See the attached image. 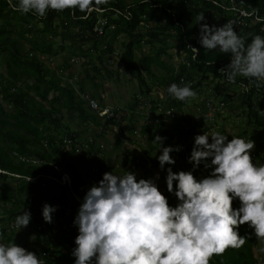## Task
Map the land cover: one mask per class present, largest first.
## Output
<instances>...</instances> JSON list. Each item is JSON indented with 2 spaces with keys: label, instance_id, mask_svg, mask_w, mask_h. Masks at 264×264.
I'll return each instance as SVG.
<instances>
[{
  "label": "trees",
  "instance_id": "trees-1",
  "mask_svg": "<svg viewBox=\"0 0 264 264\" xmlns=\"http://www.w3.org/2000/svg\"><path fill=\"white\" fill-rule=\"evenodd\" d=\"M125 2L108 0V3L98 6L99 9H113L105 16L114 26L104 37H99L93 33L98 20L96 13L81 19L84 13L79 10L73 16L72 10L58 12L50 9L46 18H39L31 12L21 14L13 11L8 0H0V67L5 69V74L0 73V170L4 172L0 173V182L6 183L0 186V243L14 242L36 253L43 264H74L72 252L76 246L72 239L78 235V227L73 221L87 190L98 184L109 170L100 158L96 163V171L90 172L94 161L79 157L78 149L88 145L96 156L101 153L93 148V141H83L80 132L69 129L63 112L86 127L108 130L109 127H120V124L112 120L101 122L95 117L86 101L76 96V88L85 94L81 84L77 82L76 88L71 83L62 84L55 73L46 67L45 62L37 58L38 55L52 61L60 53L67 52L73 56L71 58L84 59L91 50L98 53L100 65L103 58L107 56L109 59L114 51V41L123 35L125 40L121 42L119 61L126 71L134 74L138 92L150 108L149 116L154 117L145 115L142 118L143 114H140V132L146 134L148 141H153L159 135L165 138V147L188 145L189 139L194 144L196 135L209 131L208 128L196 131L197 119L199 122L200 118L186 116L188 111L184 113L183 109L188 108V102L178 101L167 92L172 83L183 86L182 79L191 82L192 89L196 85L212 84L214 96L222 97L219 102L229 109L231 116L235 117L239 112V117L244 119L241 135H251L256 145V156L261 159L262 148L258 140L264 136V87L257 88L254 78L243 76H237L235 83H228L218 70L230 63L231 54H224L219 49L205 50L199 43L201 24L221 27L231 16L220 8L225 0H132L128 9ZM245 2L264 18V0ZM13 3H17V0H13ZM200 13H204L205 20L198 22L197 16ZM151 21H154V25L149 24ZM262 27L264 21L239 35L245 39L246 46L254 36L264 37ZM167 41L176 51L185 55L186 61L179 65L177 73L171 68L168 76L156 77L152 68L164 67L161 56L170 46L166 44ZM22 42L27 44V52ZM86 44L89 49H84ZM155 44H160V47L154 57H138L140 48L154 47ZM192 48L199 49V53H194ZM136 61L139 62L138 67ZM67 68L68 65H62L61 70ZM92 72L100 79L111 75L107 71L102 73L101 67L93 66ZM146 78L154 84H149ZM154 85L164 87L167 95L165 101H153L146 97ZM224 87L240 90L239 107H234L231 100H227L237 95L223 92ZM91 98L97 99L100 104L104 103L103 98L96 93L91 94ZM139 102L135 101L137 104ZM3 104L11 106V110L6 111ZM137 104L129 108L133 109ZM207 104L208 101L203 100L195 105L200 110L199 114L207 113ZM222 110L217 111L215 116ZM166 111L172 112L173 117L165 115ZM128 122H133L132 117ZM122 130L124 132L128 129L122 126ZM66 139L70 140L69 144L64 142ZM13 151L25 158L36 157L42 164L36 166L16 162L11 156ZM157 153L161 154L160 149ZM53 166L60 168L61 172H57ZM210 171L207 169L206 176ZM62 172L69 176L70 188L60 185L53 187L54 182L47 179L52 177L60 180ZM13 174L23 178L17 179ZM26 178L35 180L29 182ZM9 181L15 182L14 189L10 187ZM161 192L168 197L171 206H176V197H170L167 189ZM45 204L57 207L52 220L59 224L56 232H53L51 223L43 219L42 209ZM25 210L31 213L29 225L22 228L21 232L10 230V222ZM39 224L45 227L41 232L36 229ZM238 231L240 236L247 238L245 245L238 250L229 249L222 256H214L210 264H259V257L255 256L253 249L257 240L254 230L243 225ZM261 260V264H264V257Z\"/></svg>",
  "mask_w": 264,
  "mask_h": 264
},
{
  "label": "clouds",
  "instance_id": "clouds-1",
  "mask_svg": "<svg viewBox=\"0 0 264 264\" xmlns=\"http://www.w3.org/2000/svg\"><path fill=\"white\" fill-rule=\"evenodd\" d=\"M106 3L108 0H8L13 11L31 12L39 18H46L51 9L72 10L73 16L79 10L84 13L81 19H87ZM204 20V13L198 14L197 21ZM233 25L231 21L221 27L201 24L199 43L205 50L231 54L230 63L218 70L228 83L243 76L254 78L257 88L264 87V37L256 35L246 46ZM191 50L199 53L197 48ZM181 83L183 86L172 83L167 92L181 102L195 100L197 92L191 84ZM164 139L157 135L153 140L160 146L161 170L176 163L170 154L180 150L163 146ZM255 146L251 138L233 136L229 140L218 131L211 137L196 135L189 162L193 171L201 165L211 171L197 179L193 171L167 168V191L178 201L174 207L155 182L159 173L155 179L139 180L130 171L123 176L104 173L98 184L87 190L73 221L78 227L74 264H210L214 256L245 245L247 238L238 231L245 224L264 242V164L254 163L251 153ZM236 200L238 208L233 206ZM56 210L55 206H43L46 223H52ZM30 221L31 213L25 210L16 217L15 225L21 230ZM0 264L43 261L13 242L0 243Z\"/></svg>",
  "mask_w": 264,
  "mask_h": 264
},
{
  "label": "rangeland",
  "instance_id": "rangeland-1",
  "mask_svg": "<svg viewBox=\"0 0 264 264\" xmlns=\"http://www.w3.org/2000/svg\"><path fill=\"white\" fill-rule=\"evenodd\" d=\"M149 24L154 25V21H151ZM121 38L122 37H118L113 44L114 49L117 51L121 50ZM169 42L167 41L166 44L170 45L171 43ZM22 45L24 46V50L27 52V44L25 42H22ZM159 47L160 44L154 45L155 50H157V48ZM89 48L90 47L87 44L84 46V49ZM149 49V47H144V54L149 53ZM166 49L167 54L170 57H167L166 54L162 57V61L163 63L167 64L168 67H172L176 73L178 72V65L181 63H185V55L176 51L171 45L168 46ZM97 55V52H92L91 50L88 51L87 57H84V64L77 66L70 65L69 62L71 60V57L73 56H70L67 52L60 53L57 57L53 58L52 61L47 58L44 62L46 67L53 71L58 77V79L61 80L62 84L71 83V85H75L78 82L83 86L84 91L89 95H91L92 93H96L99 95L102 94L104 102L103 104H109L111 106L130 107L135 103L137 97L139 99L142 98L143 102H147L144 100V97H140V94L138 92L137 80L132 73L127 72L128 75H125V72L122 74L123 76L120 77V74L110 68L111 66L109 65V60L107 56L102 59L103 63L99 65ZM62 65H68V68L66 70H61ZM93 66L95 68L101 67L102 71L106 70L110 72L111 75L105 79L96 78L92 72ZM0 73L5 74V69L3 67H0ZM86 73H89V75L92 76V81H89L85 77ZM147 81L151 85L154 84L151 83L149 79H147ZM160 87L161 86L158 85H154L152 87V89L154 88V91L157 92V96H152L151 94H149L146 97H148L149 100L153 101H159V98L160 100L165 101L167 95L163 92V90H160ZM193 90L197 92V98L195 100H192L191 102H188V105H186L188 108L183 109V111L184 113L188 111V115L186 114V116L193 115L196 117L198 116L200 118L199 122L197 119V129L201 128L202 126L203 128H210L209 132L207 133L210 137L214 132L218 131L222 134L229 136V140L233 136L242 137L246 140L250 138L252 139L250 134L241 135L244 119L239 117V112L237 113V115H235V117H232L231 113L229 112V109L223 108L221 113H219L212 119H205L203 115L199 114L200 110H197L195 107L197 103H201L203 100H211L212 103L218 104L220 103L219 100L222 99V97L216 98L214 96L212 91V84H205L204 86L200 87L196 85L195 89ZM225 91L227 93H230V95H237L235 97H228L227 100L230 99L234 107H239L238 94L240 90H234V88H230L228 90L226 87H224L223 92ZM3 106L6 111L11 110V106L6 104H3ZM138 106L141 108L139 112L145 113L143 114L142 118L145 117L148 105L146 104V107H144L143 103H141L139 105L137 104V107ZM139 112L136 111L133 114V122H130V124L129 122H126L124 124V126H126V129H128L129 131L124 130V132L121 134L118 131L119 127H109L108 130L91 126L86 127L79 124L77 120L69 118L65 112H63V115L64 121L68 123L70 130L74 132H80V137L83 139V141L84 139L89 142L93 141V148L97 149L101 153L99 155V159L101 158L102 161L105 162L107 168L109 169L108 172H112L114 175L120 176L125 175L127 171L134 172L136 173L138 180L140 178L155 179L157 173H159V179L155 180V182L158 185L160 191H163V189H167V168L171 167L173 172L189 170L180 164L170 165L168 167L166 164L164 170L160 169L158 161L159 153H157V150L160 149V146L154 143L153 141H148L146 134L140 132L141 119ZM101 122L103 121L101 120ZM118 141L120 143H118ZM258 145H260L262 148L260 152L262 160L258 158V156L253 160L254 163L260 165L262 164V162H264V136L261 137L260 140H258ZM190 148H193V144L190 145ZM256 152L257 150L254 149L251 154ZM194 175L197 177V179H199L198 174ZM5 184L6 183L0 182V186H4ZM9 185L13 189L16 187V184L13 181H9ZM54 186H57L55 182L53 184V187ZM167 193L170 197H175L168 191ZM235 207L238 208V205H235ZM17 231L21 232L22 229ZM263 246V242L259 241L258 239L254 242V254L255 256L259 257V264H261V259L262 257H264V252L261 251V249L264 248Z\"/></svg>",
  "mask_w": 264,
  "mask_h": 264
},
{
  "label": "built area",
  "instance_id": "built-area-1",
  "mask_svg": "<svg viewBox=\"0 0 264 264\" xmlns=\"http://www.w3.org/2000/svg\"><path fill=\"white\" fill-rule=\"evenodd\" d=\"M125 4H126V7L128 9V7L130 6L129 5L130 3L128 2V0L126 1ZM215 4L218 5L217 3H215ZM220 8H222L223 10H225L227 13H229L231 15L228 19H226L225 24L228 23L229 21L233 22L234 23V25H233L234 30L238 33V35H241L242 33L249 30L254 25L264 21V18L259 16L258 11L251 8L249 5H247L245 0H225V3L222 6H220ZM112 10H113L112 8H105V9H99L98 11L92 12V13H96L97 18H98L97 23L93 28V33L96 34L97 36L104 37L106 35V32L112 31L114 29V26L110 23L109 18L107 16H105L106 13L112 12ZM262 28L264 29V27H262ZM103 48L105 49V46H103ZM119 55H120V52L117 50H114L111 53V55H109L111 57V59L108 61L109 64L114 63L113 61L117 60ZM37 58L40 61H45L47 59L46 56H42V55H38ZM84 62H85V59L77 58V57L72 58L70 60V64L72 66L81 65V64H84ZM182 81L183 80L181 79V82ZM183 82H186V81H183ZM186 83H190L191 87H192L191 82H186ZM76 96H77V98L86 101V105L89 107L92 114L95 117H97L98 119H100L102 121L112 120L116 123H119L120 127H119L118 131L120 132V134L123 132L122 126H124V124L126 122H128V120L133 116V114L136 111L139 112V110H141V108L139 106L131 109L129 107L111 106V105H107V104H100V102L97 99L91 98L88 94H81L78 91H76ZM136 100L140 101L138 103V105L143 103V106L146 107V104H145V102H143L142 98L139 99L137 97ZM134 104H137V103H134ZM223 108H224L223 104H221V103L214 104L211 102V100H208L207 113H204L203 117L205 119H212L213 117H215L217 111L219 112ZM149 110H150V108L148 106L147 112H146V115H148V116H149V113H148ZM139 113L145 114L143 112L142 113L139 112ZM165 115L173 117V114L170 111H166ZM149 117L154 119L153 116H149ZM114 127H116V126H114ZM208 129L210 130V128H208ZM207 133L208 132H206V134ZM64 142L69 144L70 140L66 139V140H64ZM175 147H179V149H180L179 151H173L170 154L173 157V159L176 161L175 164L183 165L184 167L188 168L190 171H193V165H192V163L189 162V157H190L189 150H191L190 145L189 144L188 145L187 144H179V145H176ZM78 155H79V157L89 159V162H90V160H93L94 163L92 164V169L90 172L93 173L96 171V163L99 160V156H96L93 149H91L88 145H84V146H82V148L78 149ZM251 155H252L253 159L256 158L255 153H253ZM11 156L15 159L16 162H25V163H30V164L36 165V166H40L42 164L41 160L36 158V157L25 158V157L19 155L15 151L11 152ZM53 167L57 172H61L60 168H58L56 166H53ZM193 172H196V173L202 172V169L198 168V169L194 170ZM0 173H4V172H2L0 170ZM12 176L17 178V179L23 178L22 176L14 175V174ZM47 179L54 181L57 185L66 186V187L70 188L69 176L66 173H63V172L61 173L60 180H57V179L52 178V177H47ZM26 180L29 182H34L35 178H26ZM72 196L74 197V199L76 201H79V199L74 194H72ZM238 203H239L238 200L234 201L233 206L235 207V205H238ZM15 219H13L10 222L9 228H10V230L17 231L20 229L16 227ZM58 226H59V224L57 221H52L51 228L53 229V232L57 231ZM36 229H37V232H41L45 229V227L43 224H39ZM75 238H76V236L73 237V239H72L74 245H75Z\"/></svg>",
  "mask_w": 264,
  "mask_h": 264
},
{
  "label": "crops",
  "instance_id": "crops-1",
  "mask_svg": "<svg viewBox=\"0 0 264 264\" xmlns=\"http://www.w3.org/2000/svg\"><path fill=\"white\" fill-rule=\"evenodd\" d=\"M130 2H132V0H130ZM216 22L218 21V19L216 18V20H215ZM120 37H122L121 39H120V41L121 42H123L125 39H124V36L123 35H120ZM121 42H120V46H121ZM172 42H173V40H172ZM145 47H149V46H145ZM121 48V47H120ZM150 49H149V53H147V54H144V47L143 48H140V50L137 52V55H138V57H145V56H149V57H154L155 56V53H156V50L154 49V47H149ZM115 50V49H114ZM121 51H122V49L119 51L120 52V54H121ZM178 52H180V53H182L181 51H178ZM180 53H178V54H180ZM167 54V52L166 53H164L162 56H161V61H162V57L163 56H165ZM183 54V53H182ZM120 56V55H119ZM167 57H170L168 54H167ZM72 59V58H71ZM111 59V57H109V59L108 60H110ZM114 63H112V64H109L111 67V69H113L114 71H116L118 74H120V77H122L123 75V73H125L126 72V74L125 75H128L127 74V72H130V71H126L125 69H124V67H123V65H121V63H120V61H119V57L117 58V60H114L113 61ZM163 62V61H162ZM70 63V62H69ZM164 64V67H161V68H157V67H153L152 68V71H153V74L156 76V77H163V76H168V74L170 73V69L172 68V67H168L167 66V64H165V63H163ZM181 64H183V63H181ZM185 64V63H184ZM135 65L138 67L139 66V62L138 61H136V63H135ZM180 65V64H179ZM179 65H178V67H179ZM72 66V65H71ZM109 68V67H108ZM105 71H102V73H104ZM108 72V71H107ZM174 72H175V70H174ZM130 73H132V72H130ZM177 73V72H176ZM133 74V73H132ZM134 75V74H133ZM85 77L89 80V81H92V76H90L89 75V73H87V74H85ZM146 80H147V78H146ZM72 86H74L75 87V85H73L72 84ZM82 86V85H81ZM83 87V86H82ZM76 88V87H75ZM84 90V89H83ZM155 89L153 88L152 89V91H151V95L152 96H157V92H155L154 91ZM159 90V89H158ZM160 90H163V92L165 93L166 91H165V89H164V87H160ZM76 91H78L79 93H81L77 88L75 89V92ZM84 93L85 94H88V93H86L85 91H84ZM81 94H83V93H81ZM92 94H94V93H92ZM89 95V94H88ZM99 95V94H98ZM90 97H91V95H89ZM100 96V98L102 97L103 98V95L102 94H100L99 95ZM159 97H161V96H159ZM158 97V98H159ZM159 101H160V98L158 99ZM109 105V104H108ZM161 105H162V102H161ZM128 106V105H127ZM122 107V106H121ZM123 107H126V106H123ZM149 113V112H148ZM202 129H204L203 128V126L201 127V128H199V129H197L196 131H201ZM209 132V131H208ZM188 143H189V145H191V144H193V141L191 140V139H189V141H188ZM194 145V144H193ZM191 151L192 150H189V152H190V155H191ZM257 153V152H256ZM255 153V154H256ZM257 157V156H256ZM255 159V158H254ZM200 169H202V172H198V173H196V172H193L194 174H198L199 175V178H200V176H206V173H207V170L206 169H204L203 167H199ZM188 169V168H187ZM189 170V169H188ZM190 171V170H189ZM238 207H239V203H238Z\"/></svg>",
  "mask_w": 264,
  "mask_h": 264
}]
</instances>
